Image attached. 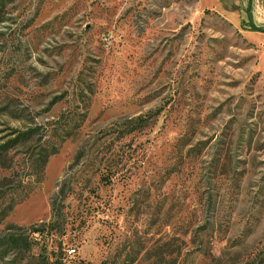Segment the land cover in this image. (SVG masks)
<instances>
[{"label": "rangeland", "instance_id": "374dc122", "mask_svg": "<svg viewBox=\"0 0 264 264\" xmlns=\"http://www.w3.org/2000/svg\"><path fill=\"white\" fill-rule=\"evenodd\" d=\"M250 22L264 0H0V238L71 188L65 236L26 232L33 250L0 245V264L60 240L72 264H264Z\"/></svg>", "mask_w": 264, "mask_h": 264}, {"label": "trees", "instance_id": "16d2710c", "mask_svg": "<svg viewBox=\"0 0 264 264\" xmlns=\"http://www.w3.org/2000/svg\"><path fill=\"white\" fill-rule=\"evenodd\" d=\"M250 23L252 30L264 32V28L257 27L252 22ZM57 152L58 148H54L52 151L43 150L41 157L34 160L35 163H37L35 173H43L49 156ZM79 158L80 155L75 157L77 160ZM70 189H67V183L65 181L58 186V191L51 200L52 213L50 221L30 226V228L13 226L9 228V234L7 236L0 238V245L11 249L13 252L17 251L18 254H21L31 252L33 250L34 242H32L29 237L30 232L39 235L46 233L48 236H65L69 224V220L66 216L67 213L65 212V200L70 194ZM7 213L8 212H6L3 217H5ZM26 232H29V234ZM62 245L63 241L60 240V242H58L57 245L51 247L50 250L46 246L43 247L42 251L38 253V257L34 258L36 261L30 262L29 264H72L69 262V256Z\"/></svg>", "mask_w": 264, "mask_h": 264}]
</instances>
